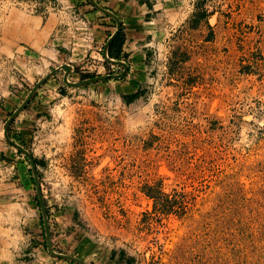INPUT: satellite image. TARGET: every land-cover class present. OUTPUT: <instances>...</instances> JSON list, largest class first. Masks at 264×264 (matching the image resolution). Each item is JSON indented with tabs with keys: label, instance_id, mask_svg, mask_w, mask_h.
Here are the masks:
<instances>
[{
	"label": "rangeland",
	"instance_id": "rangeland-1",
	"mask_svg": "<svg viewBox=\"0 0 264 264\" xmlns=\"http://www.w3.org/2000/svg\"><path fill=\"white\" fill-rule=\"evenodd\" d=\"M95 1L139 34L125 39L128 73L70 88L61 71L9 128L37 162L53 250L82 241L86 264H264V0ZM115 30L89 0H0V238H21L26 258L52 257L5 123L60 66L73 83L121 74L102 55ZM12 35L25 49H7Z\"/></svg>",
	"mask_w": 264,
	"mask_h": 264
},
{
	"label": "water",
	"instance_id": "water-1",
	"mask_svg": "<svg viewBox=\"0 0 264 264\" xmlns=\"http://www.w3.org/2000/svg\"><path fill=\"white\" fill-rule=\"evenodd\" d=\"M89 2L94 7L95 10L102 13L104 16L110 18L111 20H113L116 23V30L113 34H111L109 39L106 41V43L103 47L102 55H103L104 61L107 62L108 64L121 67L123 69L122 73L119 75L97 76V77H93V78H89V79H85V80L73 83V82L68 81L69 75L73 72V69L71 68V66L67 65V64L60 66L59 68L50 72L47 76H45L42 80H40L34 86V88L31 90V92L29 93L27 98L23 101L21 106H19L16 109V111L9 117V119L6 121L5 126H4V138H5L6 142L8 144L12 145L17 150V152H19L21 155H23L27 159V161L30 163L31 172H32V179H33V182L35 184L37 197H38V201H39V206H40V210H41V216H42V222H43V227H44L47 252L54 259L64 260V261H67V262H70L73 264H86V263L83 262L82 260L76 258V257L65 255V254H60V253H57L53 250V247L51 245L49 226L47 223V213H46V209H45V203H44V199L42 196V192L40 189L39 177H38V173H37V169H36L35 160H34L33 156L27 150H25L23 147L19 146L18 144L14 143L10 139L9 128H10L11 124L15 121V119L26 109V107L29 105V103L32 101V99L34 98L36 93L41 89V87L43 85H45V83L50 78H52L53 76H55L56 74H58L61 71H64V77H63L64 84L70 88L86 87V86H89L92 84L105 82V81H108L111 79L120 80V79L124 78V76L128 73L129 68L125 63H123L121 61H115L113 59H110L109 55H108V51H109L111 44L113 43L115 38L119 35V33L121 32V29H122L119 18L115 14H113V13L109 12L108 10H106L105 8L101 7L95 0H89Z\"/></svg>",
	"mask_w": 264,
	"mask_h": 264
},
{
	"label": "crops",
	"instance_id": "crops-1",
	"mask_svg": "<svg viewBox=\"0 0 264 264\" xmlns=\"http://www.w3.org/2000/svg\"><path fill=\"white\" fill-rule=\"evenodd\" d=\"M111 11V10H110ZM113 14H115L119 19L120 16L116 14V12L114 10L111 11ZM129 18V21L132 18V15H130L129 17H127V19ZM120 21H122L120 19ZM139 21V20H137ZM131 24L132 22H128V24ZM135 28V26H132ZM142 30L143 27L140 26H136L135 30ZM26 32V30H25ZM24 32V33H25ZM124 32V31H123ZM134 31H132V28H128V33L125 35L124 37L127 40V38L132 39L136 38V40H134V42H136V44L139 42V34L138 33H133ZM22 37V38H20ZM10 39H8V43L7 45H5L7 47V49H10L12 52L16 53L18 52V48H24L21 46V44L25 43L24 39L26 38V36H18V35H12L11 37H9ZM27 41L28 43L32 42V37L29 35V32L27 33ZM124 41L123 47H122V52L123 54L127 53V50L125 49V44L127 43V41ZM35 42V41H33ZM2 45H0L1 48ZM132 48V47H131ZM25 49V48H24ZM20 52V51H19ZM68 65V64H67ZM71 66V65H70ZM71 68L73 69V66H71ZM19 240H16L13 237H8L6 239H2L0 238V264H73L64 260H60V259H52V258H45L43 256V254L39 253L38 256H33L32 258H26L28 256V254L25 255V253H22V247L23 244L21 242V238H18ZM76 246H72V242H70L68 244V242L66 243H60V246L62 248L61 253L65 254V255H69V256H73L76 258H79L81 260H83L85 263H87V260L84 259V257L88 254H91L90 256L95 255V253H91L87 251H85V246H84V242L82 241H78L76 240ZM71 245V246H70ZM60 253V254H61ZM108 264V263H107Z\"/></svg>",
	"mask_w": 264,
	"mask_h": 264
},
{
	"label": "trees",
	"instance_id": "trees-1",
	"mask_svg": "<svg viewBox=\"0 0 264 264\" xmlns=\"http://www.w3.org/2000/svg\"><path fill=\"white\" fill-rule=\"evenodd\" d=\"M125 41V37H124V32L121 31L119 33V35L115 38V40L113 41V43L111 44L109 51H108V55L110 59H113L115 61H120L122 60V58L124 57V54L122 52V47ZM104 64L109 67V68H114L115 66L108 64L107 62H104ZM93 75H87V76H82L81 79L85 80V79H89V78H93ZM127 100L129 102H132L133 100H135L138 97V93L137 94H133L130 96H127ZM19 155H21L20 153H18ZM37 163V162H35ZM43 236H44V231H43ZM45 239V238H44Z\"/></svg>",
	"mask_w": 264,
	"mask_h": 264
},
{
	"label": "flooded vegetation",
	"instance_id": "flooded-vegetation-1",
	"mask_svg": "<svg viewBox=\"0 0 264 264\" xmlns=\"http://www.w3.org/2000/svg\"><path fill=\"white\" fill-rule=\"evenodd\" d=\"M121 27H122V25H121ZM121 31H123V29H121Z\"/></svg>",
	"mask_w": 264,
	"mask_h": 264
}]
</instances>
